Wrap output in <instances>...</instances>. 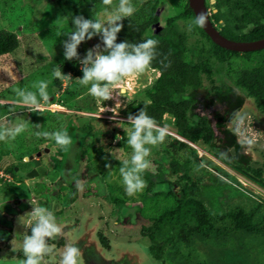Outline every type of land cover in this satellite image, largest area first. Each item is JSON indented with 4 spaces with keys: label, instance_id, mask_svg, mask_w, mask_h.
<instances>
[{
    "label": "rangeland",
    "instance_id": "rangeland-1",
    "mask_svg": "<svg viewBox=\"0 0 264 264\" xmlns=\"http://www.w3.org/2000/svg\"><path fill=\"white\" fill-rule=\"evenodd\" d=\"M185 2L131 0L136 11L122 21H147L156 6L158 19L146 34L157 33L164 29L169 18L183 12ZM210 2L211 8L216 10L217 0ZM71 6V0H0V31L15 33L20 41L16 51L0 56V106L3 107L0 108V129L14 128L21 123L24 126L14 140L0 141V146L9 151L0 155V219L8 220L5 224L0 222V261L17 259L18 255L24 257L21 261L26 259L23 241L31 234L34 223L31 211L44 206L53 212L62 235L49 240L54 249L44 256L41 264H60L65 246L69 244L80 250L79 264H264L263 225L250 232L239 231L233 219L234 214H240L257 224L264 213L261 185L264 183V112L238 83L242 69L255 67L261 55L252 54L247 58L239 54L221 61L198 27H189L192 18L176 20L187 36L188 58L195 62L203 60L207 67L203 85L187 90L186 96L193 101L189 121H205L213 130L209 142L202 139L198 143L189 142L197 150V156L189 150L180 152L178 158L187 176L198 183V197L204 199L214 225L210 231L194 232L189 239H181L175 232L163 228L159 240L172 241L165 243L162 260L155 261L148 252L152 242L142 232L143 227L152 228L155 220L176 209L179 203L171 196L153 195L165 185L149 191L145 177L147 187L135 196H128L120 168L124 161H130L132 150L121 155L111 146L123 143L117 133L122 123L128 122L122 110L129 104L149 102L146 92L160 73L149 67L144 73L125 79L107 101L91 96L88 87L74 80L72 75L57 77L61 81L58 88L53 73L64 57L62 42L67 37L63 34L74 30L66 14L72 18L83 15L87 19L106 20L114 11L113 7L103 8L102 2L94 0H75V9ZM224 10L227 11L226 7ZM243 22L244 32L253 28ZM239 24L241 22L234 21L233 26ZM227 31L236 36L231 28ZM85 42L91 47L97 44L103 47L99 36ZM41 81L48 83L52 101L41 100L45 108L36 112L18 102L21 98L15 90L36 92ZM119 88L126 89V95L121 96ZM25 113V119L20 120ZM239 116L244 117L243 124L239 123ZM163 128H167V136L177 138L172 115L164 116ZM64 130L72 139L68 147L36 135L37 132ZM81 131L88 133L85 155L80 152L84 138ZM167 136L162 144L149 146V170L156 168L155 162L169 163L164 153L168 148ZM245 138L253 143L249 145ZM40 146L50 149L42 158L50 171L40 178L29 177L26 172L32 165L22 158ZM106 163L112 167L106 168ZM13 166H17V173ZM57 169L64 172L63 178ZM253 170L260 172L257 175ZM89 177L96 185L88 187L86 192L84 182ZM175 178L171 176V180ZM42 184L53 187L48 191L49 186ZM72 184L77 186L73 192L75 198L71 194ZM119 204L128 207L124 209L126 215L117 213ZM62 239L65 242L59 245Z\"/></svg>",
    "mask_w": 264,
    "mask_h": 264
},
{
    "label": "trees",
    "instance_id": "trees-1",
    "mask_svg": "<svg viewBox=\"0 0 264 264\" xmlns=\"http://www.w3.org/2000/svg\"><path fill=\"white\" fill-rule=\"evenodd\" d=\"M94 1L102 2V0ZM210 1L206 0V6L211 12V20L216 27L218 26L224 36L236 41H254L264 38V0H217V3L214 5L217 10L216 12L211 8L213 5ZM71 2V8L73 10L75 9V0H71ZM117 4L118 0H114V5ZM109 7L103 6V8ZM224 7H226L227 11L224 10ZM240 14H243V16ZM66 17L72 25V17L67 14ZM181 18H192L193 20L195 18V14L188 6V0L185 2L183 12L175 17L169 18L164 29L157 33L146 34L158 19L156 6L152 9V18L147 21L120 22L123 24V28L118 33L117 43L125 40L134 44H138L146 39L158 41L156 48L157 56L152 61L150 68L158 70L160 73L154 85L146 92L150 101L129 104L122 110L121 114L124 118H128L129 114L134 115L144 108L147 114L153 117L160 127H163L164 116L170 114L174 118L177 135L193 143H198L201 139L209 142L213 136L212 128L205 121L190 122L188 118L193 101L186 96L187 90L203 85V75L206 73L207 67L203 60L195 62L188 58L189 48L186 43L187 36L179 29L176 23V20ZM234 21L241 22V24L234 27ZM243 21L251 24L253 28L248 32H244L242 30L245 24ZM229 28L236 33V36L231 35L227 31ZM198 29L211 42L216 56L221 61L225 57H233L239 54L247 58L252 54L261 55V60L259 62L255 61L257 63L255 67L242 69L238 77V83L247 91L248 96L253 98L258 108L264 112V49L244 53L226 50L212 42L202 27H198ZM19 45L20 41L15 33L8 32L7 30L0 31V56L16 51ZM58 67L64 77L72 75L73 79L76 80L83 76L81 65L77 60L69 61L63 57L56 65L55 70ZM56 82L58 88H61V81L57 77ZM122 124L121 129L117 133L121 135L123 143L121 146L118 144L111 146L112 150L120 151L121 155L132 150L127 141L133 130L130 123L123 122ZM81 133L84 138L81 141L82 143L80 142L82 149L80 152L85 155V140L88 133L84 131H81ZM167 137L169 138L168 148L164 153L167 155L169 163L164 165L163 163L155 162L156 168L152 170L147 169L143 173V177L149 181V191L159 185H165L164 189L154 191L153 195L171 196L179 203L176 209L165 212L159 219L155 220L152 228L143 227L142 232L152 242L148 248V252H150L151 257L155 261L162 260L161 251L165 243L172 241L169 238L163 241L159 240L160 232L163 228H168L172 232H175L181 239H189L194 232L210 231L214 225L205 208L204 199L198 197L200 192L198 183L187 176V173L181 166V160L178 158L180 152L189 150L193 155L197 156V150L190 143L179 140L178 138H172L171 136ZM7 152L9 151H6L1 145L0 155ZM253 171L257 175L260 172L259 170ZM171 176H175L176 178L171 180ZM261 185L264 187V183H261ZM74 191V188L71 187V194L75 198ZM119 205L117 213L126 215L124 209H128V207L123 204ZM138 211L139 208L137 209ZM233 219L234 227L239 231L250 232L260 224L263 225L264 229V213L260 221H257V224L253 223L252 218L240 214H234ZM0 222L5 224L8 220L4 221L2 218ZM121 222L123 223V221ZM64 242V239H62L59 245L64 244ZM104 247L109 249L107 243H104ZM0 251H2L1 247ZM16 258L2 260L0 264H20L21 259L24 257L18 255ZM99 258L101 257L99 256Z\"/></svg>",
    "mask_w": 264,
    "mask_h": 264
},
{
    "label": "clouds",
    "instance_id": "clouds-1",
    "mask_svg": "<svg viewBox=\"0 0 264 264\" xmlns=\"http://www.w3.org/2000/svg\"><path fill=\"white\" fill-rule=\"evenodd\" d=\"M102 3L114 8L107 19H87L83 15L74 16L72 18L74 30L63 34L67 39L62 42V46L65 59L77 60L81 65L83 76L77 81L88 87V93L91 96L107 101L113 98L114 90L125 79L142 74L151 66L157 56L158 41L146 39L134 44L125 40L117 43L118 33L123 28V24L120 22L124 18L131 17L136 9L131 0H118V5H114V0H102ZM207 15L206 12L198 13L189 27L191 28L192 25L205 27ZM96 36L100 37L103 47L101 44H97L81 58L77 51L78 46ZM53 74L58 78L61 77L62 73L59 67ZM47 88L48 83L41 81L36 92L16 89V94L21 98L18 102L32 111L39 112L42 110L41 100L48 102L50 99ZM126 91L124 88H119L121 96L126 95ZM238 118L239 123L243 124L244 117L239 116ZM127 120L133 128L127 141L132 149V155L130 161H124L120 168V174L126 194L132 197L147 187L143 173L151 167V161L148 159L151 155L149 146L155 147L162 144L168 135V130L160 127L144 108L134 115L129 114ZM23 130V123L14 128L0 129V141L14 140ZM237 132H240L239 128H237ZM240 133L243 136V133ZM36 135L53 139L61 147H68L72 144L67 130L53 133L37 132ZM116 139L119 140V136ZM246 142L249 145L253 143L250 139H246ZM105 167L111 168L112 165L106 163ZM31 214L34 223L31 226V234L24 238L23 253L26 259L20 261V264H41L44 256L53 252L54 246L49 244V240H56L62 235V228L56 223L53 212L48 208L43 206L33 208ZM80 255V250L76 246L66 245L60 264H79L78 257Z\"/></svg>",
    "mask_w": 264,
    "mask_h": 264
},
{
    "label": "water",
    "instance_id": "water-1",
    "mask_svg": "<svg viewBox=\"0 0 264 264\" xmlns=\"http://www.w3.org/2000/svg\"><path fill=\"white\" fill-rule=\"evenodd\" d=\"M188 6L189 8L193 11L195 14V17L198 13L200 12H206L207 15V25L205 27H202L204 32L209 36V38L217 44L218 46L230 50V51H235L239 53H244V52H252V51H258L264 49V38L259 39V40H254V41H236L232 40L226 36H224L220 30L216 27V25L213 23L211 20V12L206 6V0H188ZM216 12V10H213ZM94 47V46H93ZM88 45L87 42H83L81 45L80 50L78 51L79 55L81 58L84 57L86 52L90 49L93 48ZM49 101H52V98L49 99ZM26 115L23 114L22 118H24ZM179 140L185 141L189 143L188 140L185 138L174 134ZM50 149L46 148L42 152H37L31 156L35 160V165H36V170H33L32 172L29 173V177H36L39 175H45L47 168L40 166V160H38L43 154L49 153ZM26 161L29 160V158H25ZM38 171V173H36Z\"/></svg>",
    "mask_w": 264,
    "mask_h": 264
},
{
    "label": "flooded vegetation",
    "instance_id": "flooded-vegetation-1",
    "mask_svg": "<svg viewBox=\"0 0 264 264\" xmlns=\"http://www.w3.org/2000/svg\"><path fill=\"white\" fill-rule=\"evenodd\" d=\"M3 106H5V104L3 105ZM2 106H0V108H1ZM3 108V107H2ZM23 115V114H22ZM20 116V120H24L25 119V117L24 118H22L23 116ZM27 115V114H26ZM25 115V116H26ZM1 119H3L2 117H1ZM47 148V147H46ZM45 148V146H40V148L39 149H37V150H35V151H33V152H31V154H29L28 156H24L23 158H22V160L24 161V162H27L28 164H30V169L26 172V174L29 176V173L30 172H32L33 170H36V165H35V160L33 159V158H31V156L33 155V154H35V153H37V152H42L44 149H46ZM49 149V148H48ZM216 151H217V149H215ZM48 154V153H47ZM44 155H46V154H43L38 160H40V166H44V167H46L47 168V171H46V173H45V175H48V172L50 171V169H49V167L46 165V164H44V159L42 160V158L44 157ZM29 158V160L28 161H26L25 160V158ZM55 167V166H54ZM248 168V167H247ZM13 170H15L14 171V173H17V171H18V168H17V166H13ZM22 169H20V171H21ZM58 170V169H57ZM58 172H59V174H60V178H63L62 176H63V174H64V172L63 173H60V171L58 170ZM36 173H38V171H36ZM65 173H67V172H65ZM68 174V173H67ZM40 176H44V175H39V176H36V177H38V178H40ZM35 178V177H34ZM55 184V183H54ZM65 184H66V182H65ZM43 186H45V187H47V186H49V187H47L48 188V191H51V188L53 187L52 185H48V184H42ZM91 185H93V187L96 185V182H92V180L90 179V177L87 179V181H85L84 182V188H85V191L86 192H88V187H90ZM56 186H59V184H56ZM56 186H55V188L54 189H56ZM71 187H73L74 189H75V187H77L75 184H72L71 185ZM51 199L53 200V197H51ZM47 202V201H46ZM92 230H90V231H88V236L90 237V235H91V232Z\"/></svg>",
    "mask_w": 264,
    "mask_h": 264
},
{
    "label": "built area",
    "instance_id": "built-area-1",
    "mask_svg": "<svg viewBox=\"0 0 264 264\" xmlns=\"http://www.w3.org/2000/svg\"><path fill=\"white\" fill-rule=\"evenodd\" d=\"M45 107H42V109H44Z\"/></svg>",
    "mask_w": 264,
    "mask_h": 264
}]
</instances>
